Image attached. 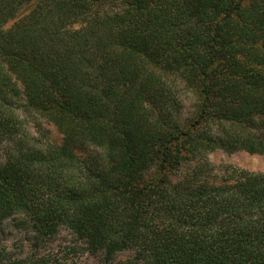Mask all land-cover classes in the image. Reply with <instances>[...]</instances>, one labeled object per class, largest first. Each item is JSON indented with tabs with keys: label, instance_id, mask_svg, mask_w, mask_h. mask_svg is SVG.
<instances>
[{
	"label": "trees",
	"instance_id": "1",
	"mask_svg": "<svg viewBox=\"0 0 264 264\" xmlns=\"http://www.w3.org/2000/svg\"><path fill=\"white\" fill-rule=\"evenodd\" d=\"M215 151L264 156V0H0V227L102 264H264V174L214 182Z\"/></svg>",
	"mask_w": 264,
	"mask_h": 264
},
{
	"label": "rangeland",
	"instance_id": "2",
	"mask_svg": "<svg viewBox=\"0 0 264 264\" xmlns=\"http://www.w3.org/2000/svg\"><path fill=\"white\" fill-rule=\"evenodd\" d=\"M182 117L193 112V101L183 95ZM24 121L23 139L30 145L43 148L48 144H59L61 135L44 120L37 117H22ZM9 148L5 146V150ZM209 161L214 166L212 181L220 182L229 176L226 168H235L250 173L264 174V156L250 155L240 151L227 154L215 151L209 154ZM175 180V177H172ZM132 252H124L116 256L114 263L133 259ZM44 259L56 264H102L101 254H90L82 242H79L66 229L61 228L53 237H38L28 219L15 216L5 221L0 227V264L13 260Z\"/></svg>",
	"mask_w": 264,
	"mask_h": 264
}]
</instances>
